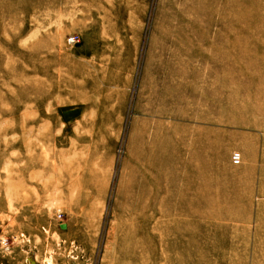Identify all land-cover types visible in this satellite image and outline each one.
Wrapping results in <instances>:
<instances>
[{
	"label": "rangeland",
	"instance_id": "obj_1",
	"mask_svg": "<svg viewBox=\"0 0 264 264\" xmlns=\"http://www.w3.org/2000/svg\"><path fill=\"white\" fill-rule=\"evenodd\" d=\"M0 264H264V0H0Z\"/></svg>",
	"mask_w": 264,
	"mask_h": 264
},
{
	"label": "built area",
	"instance_id": "obj_2",
	"mask_svg": "<svg viewBox=\"0 0 264 264\" xmlns=\"http://www.w3.org/2000/svg\"><path fill=\"white\" fill-rule=\"evenodd\" d=\"M81 39L79 35H73L68 37V43L71 45H76L77 43H80Z\"/></svg>",
	"mask_w": 264,
	"mask_h": 264
},
{
	"label": "bare ground",
	"instance_id": "obj_3",
	"mask_svg": "<svg viewBox=\"0 0 264 264\" xmlns=\"http://www.w3.org/2000/svg\"><path fill=\"white\" fill-rule=\"evenodd\" d=\"M156 136L162 138V136H161L160 134H157ZM158 137H157V138H158ZM166 144H167V143L164 142L163 144L161 143V145L158 146V150H160L159 152H162V151H164V149L167 148V145H166ZM162 145H163V146H162Z\"/></svg>",
	"mask_w": 264,
	"mask_h": 264
}]
</instances>
